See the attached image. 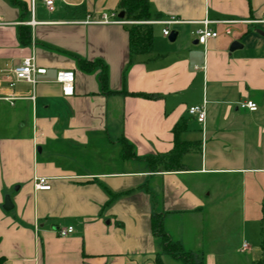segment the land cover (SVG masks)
<instances>
[{
    "label": "crops",
    "instance_id": "0c3cea01",
    "mask_svg": "<svg viewBox=\"0 0 264 264\" xmlns=\"http://www.w3.org/2000/svg\"><path fill=\"white\" fill-rule=\"evenodd\" d=\"M118 1L0 0V264H183L161 251L155 213L203 264H264V0H149L152 50L139 55L132 22H97ZM204 20L217 36L202 45ZM26 56L46 68L34 85L12 73ZM60 69L74 73L70 95ZM203 103L202 124L187 109ZM175 143L181 170L139 159Z\"/></svg>",
    "mask_w": 264,
    "mask_h": 264
},
{
    "label": "trees",
    "instance_id": "16d2710c",
    "mask_svg": "<svg viewBox=\"0 0 264 264\" xmlns=\"http://www.w3.org/2000/svg\"><path fill=\"white\" fill-rule=\"evenodd\" d=\"M13 3L18 4L22 9H24V4L17 1ZM117 11H123L122 20L132 21L131 24L127 25L130 54L139 55L150 53L152 50V31L151 25L145 22L151 18L149 0H119L117 4ZM18 38L21 43H28L29 30L27 28H19ZM78 64L84 70L90 71L95 62L93 63L79 59ZM99 79L102 86L105 87L104 70L100 74ZM129 146L130 145L123 144V157H130ZM182 149H184L182 144L175 143L173 149L166 154H159L156 156L149 155L139 159L145 161L148 168L152 171L159 168L168 171L181 170L183 166L179 157ZM151 229L153 234L160 238V246L163 253L170 254L171 256L181 260L183 264H203L201 259L196 258L190 252L184 251L180 244L173 242L169 235L164 232L161 225L160 213L153 214L151 218ZM158 263L160 264V262Z\"/></svg>",
    "mask_w": 264,
    "mask_h": 264
},
{
    "label": "built area",
    "instance_id": "2783aa9c",
    "mask_svg": "<svg viewBox=\"0 0 264 264\" xmlns=\"http://www.w3.org/2000/svg\"><path fill=\"white\" fill-rule=\"evenodd\" d=\"M44 5L48 10L54 9V0H42ZM260 22H264V19L259 20ZM97 22L103 23H126L132 21H126L118 18L116 13L110 14L107 16L106 14H102L101 18ZM149 22V21H146ZM152 22H161L165 25L177 22L174 18L164 19L160 21H150ZM3 24V21L0 18V25ZM197 33V42L204 45L209 38H214L217 36V32L208 27V21L204 20L203 27L196 30ZM162 34L165 36L169 35V29L165 27L162 30ZM46 72V68L42 66H37L35 63L33 56H26L22 59V61L12 68V73L14 75L15 80L25 81L34 85L36 83V75L44 74ZM73 80L74 73L72 70L68 69H60L56 71L55 81L61 85V90L64 95H70L73 92ZM10 85H13V82H10ZM11 99V98H6ZM238 106L241 108H246L250 111H254L257 109V105L252 100H243L238 103ZM188 113L196 118L198 122L204 123L206 117V109L204 103L201 105H191L187 109ZM33 186L35 190H48L50 189V183L47 177L44 176H35L33 179ZM55 232L58 236H66L73 232L72 226L66 227H57ZM243 247H246V244H243Z\"/></svg>",
    "mask_w": 264,
    "mask_h": 264
},
{
    "label": "water",
    "instance_id": "95a60500",
    "mask_svg": "<svg viewBox=\"0 0 264 264\" xmlns=\"http://www.w3.org/2000/svg\"><path fill=\"white\" fill-rule=\"evenodd\" d=\"M118 17L123 18V11H120L118 13ZM258 33L261 34L262 36H264V31L258 30ZM175 35H176L175 33L171 32L168 36L169 40L173 41L175 39ZM238 47H241V44L238 41L234 40L231 42V44L229 46V50H233V49L238 48ZM11 208H12L11 200H10L8 195H5L3 205H2V209L5 211H8Z\"/></svg>",
    "mask_w": 264,
    "mask_h": 264
},
{
    "label": "rangeland",
    "instance_id": "374dc122",
    "mask_svg": "<svg viewBox=\"0 0 264 264\" xmlns=\"http://www.w3.org/2000/svg\"><path fill=\"white\" fill-rule=\"evenodd\" d=\"M260 27H261V28H264V24H261Z\"/></svg>",
    "mask_w": 264,
    "mask_h": 264
}]
</instances>
